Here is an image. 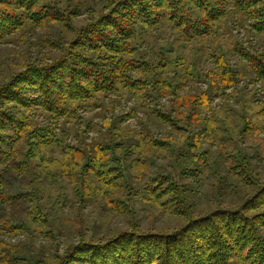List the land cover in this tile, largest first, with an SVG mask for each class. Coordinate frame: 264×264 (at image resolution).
Returning <instances> with one entry per match:
<instances>
[{"label": "trees", "instance_id": "16d2710c", "mask_svg": "<svg viewBox=\"0 0 264 264\" xmlns=\"http://www.w3.org/2000/svg\"><path fill=\"white\" fill-rule=\"evenodd\" d=\"M17 36L25 56L0 80V264H264V0H0V44ZM221 95L243 109L213 108ZM140 203L183 221L144 229ZM86 206L105 219L89 234ZM23 234L52 243L8 240Z\"/></svg>", "mask_w": 264, "mask_h": 264}, {"label": "rangeland", "instance_id": "374dc122", "mask_svg": "<svg viewBox=\"0 0 264 264\" xmlns=\"http://www.w3.org/2000/svg\"><path fill=\"white\" fill-rule=\"evenodd\" d=\"M238 36H240L245 42L248 41L247 34L244 29H240L239 33H237ZM17 43H9V44H0V80H4L8 77V74H10L12 71L16 70L18 65L21 62V57L25 56V52L27 50L28 42L26 43L24 39L20 37H16ZM33 40V39H32ZM33 53V47H31L30 50ZM231 59L233 62L237 61V56L232 55ZM203 68H209L210 67V62L205 61L201 64ZM241 84H245L243 81H241ZM196 85L195 83H191L186 89V92H193ZM198 86H201L198 84ZM203 88L206 87V85L203 83L202 84ZM257 87H254L253 84H245L244 87L241 88V90L236 91V92H244V93H249V90H256ZM258 89L260 90L259 93H257V90L255 91L254 94L259 95L262 93V88L258 86ZM232 89L228 90L227 93H231ZM264 93V92H263ZM256 97V96H254ZM162 103L168 104V99L167 98H162L161 100ZM226 103L235 107L237 111H241L243 109V103L236 102L234 99L226 100V98L223 97V95L216 97L212 101V107L216 108L218 111L221 110L222 108H225ZM249 103V101H248ZM131 102H122V106L117 108V112L121 111H126L129 107ZM110 105V104H109ZM252 108V106H251ZM236 112V111H235ZM98 112H85L84 116H87L89 118L95 119V122H101V117L97 116ZM129 125L131 127H138L137 123V118H132L131 120L128 121ZM97 135V130H91L89 133L90 139L92 137H95ZM264 135V134H262ZM238 190V189H236ZM243 190L246 192H250V187H243ZM140 208L141 212L142 211H148V216L143 215L141 216L140 223L142 225V228L144 229H155V230H173L175 227L180 225L182 223V219H173L172 217H169L165 214H161L155 211L151 206H149L146 203H140ZM76 215V211H72V216ZM80 215L85 219V227L87 228V233L89 234L90 232V226L92 225V220L94 218H99L101 221H105L104 216L99 214V210L90 208L89 206L83 207L82 210L80 211ZM76 217V216H75ZM131 218L128 217H116L111 220V229H125L128 227V221ZM110 226L109 224H103L102 229L106 230ZM11 243H27V244H33L37 247H40L42 245H51V241L47 240L44 238L42 235L35 234L29 236L28 234L25 235H20L18 237H14L11 239H8ZM57 248L59 250H63L65 247L64 240L62 238L59 239L56 243Z\"/></svg>", "mask_w": 264, "mask_h": 264}, {"label": "bare ground", "instance_id": "6f19581e", "mask_svg": "<svg viewBox=\"0 0 264 264\" xmlns=\"http://www.w3.org/2000/svg\"><path fill=\"white\" fill-rule=\"evenodd\" d=\"M133 220V219H132ZM134 223V222H133Z\"/></svg>", "mask_w": 264, "mask_h": 264}]
</instances>
